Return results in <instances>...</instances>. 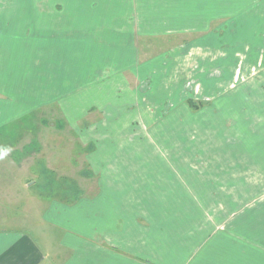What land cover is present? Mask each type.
<instances>
[{"label": "rangeland", "instance_id": "rangeland-1", "mask_svg": "<svg viewBox=\"0 0 264 264\" xmlns=\"http://www.w3.org/2000/svg\"><path fill=\"white\" fill-rule=\"evenodd\" d=\"M178 4L0 0V28L6 22H27L24 28L7 30L16 36L14 43L0 45L5 48L0 52V87L6 89L0 101L9 106L0 114L11 111L7 119L0 117V197L8 194L9 202L6 209L0 203V228L32 234L54 228L42 222L46 200L61 199L69 189L62 192L46 185L50 183L79 185L85 196L86 189L98 187L101 176L107 182L127 181L124 193L116 195L136 197L141 208L150 170L157 172L152 177L160 186L152 190L156 196H178L183 206L195 207L189 205L191 198L206 184L198 181L199 186L191 173L196 171L191 168L206 167L209 130L203 123L220 109L223 116H235L217 105L239 86L246 88L242 98L232 99H247L245 107L253 113L252 101L264 96V0ZM82 6L95 10L99 25L82 29ZM183 8L192 17L199 15V30H186L185 19L168 28L162 11L172 19ZM110 22L114 25L104 26ZM82 31L104 44L97 59L90 43L82 47ZM18 37L22 45H17ZM256 106L250 116L263 123L264 109ZM40 133L53 140L27 146ZM180 164L182 173L165 172L166 166L176 172ZM196 173L206 179L204 172ZM192 216L196 227L199 221Z\"/></svg>", "mask_w": 264, "mask_h": 264}, {"label": "crops", "instance_id": "crops-1", "mask_svg": "<svg viewBox=\"0 0 264 264\" xmlns=\"http://www.w3.org/2000/svg\"><path fill=\"white\" fill-rule=\"evenodd\" d=\"M165 1L173 5L180 2L191 5L197 0ZM87 8L82 6V29L90 30V26L99 24L94 22L95 10ZM182 11L172 19L169 11H162L168 20V28L173 30L185 19L186 30H199L198 13V17H192L185 8ZM38 21L34 22L36 27ZM26 23H3L0 45L14 43L16 36L7 30L24 28ZM111 25L114 23L104 26ZM116 28L121 29L118 25ZM171 33L174 32H167ZM18 39L21 40L17 45H22L23 39ZM89 43L94 47L93 57L97 59L95 55L102 51L104 44L92 33L82 31V47ZM3 50L5 48L0 47V52ZM245 89L239 86L237 92L235 88L233 97L227 95L228 99L217 105L228 108L235 116H223L220 109L217 115L203 123L209 130L206 134L209 140L206 167L191 169L196 170L195 173L204 172L206 179L200 173L190 172L199 186L198 181H206V184L191 198L189 205H195L194 208L183 206L182 198L178 196H156L152 190L160 186L152 183V177L157 173L152 170L149 172L152 177L149 176L147 181L150 184L146 185L147 195L141 198V208L136 206L139 205L136 197L116 195L124 193L127 181L107 182L101 176L98 187L86 189L85 196L79 185L46 184L62 192L69 189L67 196L63 195L61 199L46 200L49 205L42 222H48L54 228L38 230L35 234L23 229L0 228V264H264V127H260L264 122L250 116L256 114V104L264 109V96L252 101L253 113L245 107L247 99H232L242 98ZM5 91L0 87V93ZM0 102H3L0 111L6 114L9 106ZM10 115L11 111L0 117L7 119ZM167 121L186 124L178 118H167ZM190 121L195 125L198 123V119ZM194 135L198 141L199 129ZM31 139L27 146L34 141L48 143L53 140V135L40 133ZM16 166L24 169L21 165ZM46 167L52 170L51 166ZM175 169L176 172L166 166L165 172L182 173V164L176 165ZM33 184L36 182L30 183ZM1 195L6 200L0 197V203L6 209L8 194ZM191 214L199 221L196 227Z\"/></svg>", "mask_w": 264, "mask_h": 264}]
</instances>
